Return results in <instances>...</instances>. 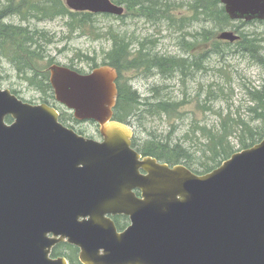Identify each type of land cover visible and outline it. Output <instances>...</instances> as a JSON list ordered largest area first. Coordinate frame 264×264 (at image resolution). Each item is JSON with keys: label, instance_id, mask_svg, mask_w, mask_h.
<instances>
[{"label": "water", "instance_id": "95a60500", "mask_svg": "<svg viewBox=\"0 0 264 264\" xmlns=\"http://www.w3.org/2000/svg\"><path fill=\"white\" fill-rule=\"evenodd\" d=\"M63 1L76 13L125 12L111 0ZM219 1L232 21H264V0ZM48 72L55 101L98 124L102 141L0 88V264H68L51 257L65 243L81 264H264V137L197 175L133 148L132 127L113 120L115 68ZM122 215L130 224L119 232L109 217Z\"/></svg>", "mask_w": 264, "mask_h": 264}, {"label": "rangeland", "instance_id": "374dc122", "mask_svg": "<svg viewBox=\"0 0 264 264\" xmlns=\"http://www.w3.org/2000/svg\"><path fill=\"white\" fill-rule=\"evenodd\" d=\"M159 1L168 5L169 14L174 17L172 23L164 20L160 23L148 22L143 17L135 16L133 12H125L122 18L98 15L91 24L79 29L75 23H71L68 16L61 15H38L37 19L26 21L19 16H8L4 22L28 26L46 35V40L50 41L41 44L44 47V65L47 63V68L49 65L58 64L80 74H89L93 68L107 62L112 48L111 37L115 35L132 43V52L137 51L143 43L147 50L159 57H175L179 60L187 58L188 67L182 73L175 71L172 76H164L156 69L149 72L129 70L119 82L123 88L136 91L140 99L150 103L157 99L178 103L176 113L170 117L165 115L151 118L141 114L128 120L127 123L135 134L132 141L134 146L141 149L140 145L154 135L161 140L179 143L194 156L190 167L200 173L202 162H207L201 153H206V136L209 131H221L224 126H231L228 141L236 151L240 145L239 126L249 122L251 126L259 127L263 123L264 116L258 121L253 120L255 117L252 109L257 106L251 93L264 87V69L254 63L255 60L251 59L248 52H242L243 49L236 45L227 47L222 41L219 48L213 49L211 44L217 40L216 36L221 30L211 23L193 20V14L189 10L191 0ZM5 2L6 0H0L1 4ZM231 23L240 25L239 22ZM182 25L186 26L181 29ZM223 30L234 31L238 36L257 37L264 48V22L243 23L238 31L234 26ZM204 31L214 38L205 42L201 37ZM187 44L189 47L196 44L191 53L187 52ZM32 76L30 73L20 75L0 55L1 89L9 90L22 101L33 105L49 104L60 114L63 125L73 128L81 136L102 141L98 124L75 120L72 112L54 101L52 92L43 88L39 78L33 79ZM59 253L66 257L72 251L65 246ZM77 253L78 251L74 252L75 260L77 259L74 264H80Z\"/></svg>", "mask_w": 264, "mask_h": 264}, {"label": "trees", "instance_id": "16d2710c", "mask_svg": "<svg viewBox=\"0 0 264 264\" xmlns=\"http://www.w3.org/2000/svg\"><path fill=\"white\" fill-rule=\"evenodd\" d=\"M111 1L124 6L126 13L133 12L135 16L143 17L148 22L160 23L161 20L168 21V23L173 22L174 17L169 14L168 5L159 0ZM189 10L193 14V20L206 24L211 23L221 31L229 26H234L238 31L243 23L249 24L246 22H239V26L232 24L219 0H191ZM38 15L42 17L68 16L71 23H75L78 29L91 24L98 15L83 12L73 13L68 8H65L62 0H6L5 4L0 3V55L6 58L20 75L30 73L33 75L31 78H39L41 85L44 86L43 88L51 91L48 82L47 63L44 65L45 56L42 50L44 47L41 44L43 42H49L50 40H46V35L37 29L4 22L8 16H19L21 20L26 21L31 18L37 19ZM185 26L182 25L181 29ZM201 37H203L205 42H209L214 38L206 31L201 34ZM251 37L253 36L241 35L240 39L233 44L224 43L227 47L236 45L238 48L243 49L241 50L242 52H248L251 59L255 60L254 63L262 66L264 69V53L259 52L264 51V48L259 44L260 41L257 37ZM111 41L112 48L108 54L107 62H104V64L115 68L119 76L116 83L118 96L116 107L113 110V120L126 124L128 120L137 118L141 114H146V117L151 118L154 116L160 117L166 115L170 117L174 115L178 103L175 104V102L159 99L154 103H150L149 101L140 99L136 91L123 88L119 81L124 77L123 74L129 70L149 72L152 69H156L159 74L164 76H172L171 74L175 73V71L182 73L188 67L187 58L186 60H179L175 59V57H159L157 54H152V51L147 50L143 43L140 44L137 51L134 52L133 50L132 52V43L126 42L123 38H119L116 35L111 37ZM221 43L222 41L214 40L211 45L213 49H217L222 45ZM193 47H189V44H187V52L191 53ZM251 94L253 102L257 106L252 109L255 117L253 120L258 121L259 118H263L262 116H264V87L262 90L255 91ZM239 127L241 130L238 141L240 145L236 151L248 149L260 142V139L264 136V121L259 127H253L249 122L242 123ZM230 128L231 126L227 125L221 131L219 129L216 132H208L205 144L206 153H201L207 162H202V172L200 173L190 167V161L194 159V156L179 143H171L166 139L161 140L154 135L140 145L141 149L136 148L134 146L135 144H132V146L142 156L156 158L158 161L169 165L183 164L194 173L203 175L214 170V168L218 167L236 152L232 149L228 141ZM65 246L62 245V247ZM68 248L72 251V254H70L72 256L68 255L66 258L69 264H74V261L77 262V259L75 260L76 255L74 254L76 250L71 246H68Z\"/></svg>", "mask_w": 264, "mask_h": 264}, {"label": "flooded vegetation", "instance_id": "af4514ba", "mask_svg": "<svg viewBox=\"0 0 264 264\" xmlns=\"http://www.w3.org/2000/svg\"><path fill=\"white\" fill-rule=\"evenodd\" d=\"M136 193L137 196H140L141 193L139 191H134ZM110 219H112L116 229L119 231V232H123V230H125V228H127L130 224V220L128 217H125V216H111L109 217ZM62 245L63 244H60V245H57L53 248V251H52V255L53 256H61L60 253H59V250L62 248ZM78 251V250H77ZM55 252V253H54Z\"/></svg>", "mask_w": 264, "mask_h": 264}]
</instances>
